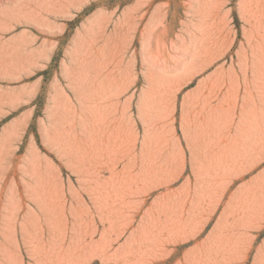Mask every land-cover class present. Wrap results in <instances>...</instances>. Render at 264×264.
I'll list each match as a JSON object with an SVG mask.
<instances>
[{
    "label": "rangeland",
    "instance_id": "obj_1",
    "mask_svg": "<svg viewBox=\"0 0 264 264\" xmlns=\"http://www.w3.org/2000/svg\"><path fill=\"white\" fill-rule=\"evenodd\" d=\"M0 264H264V0H0Z\"/></svg>",
    "mask_w": 264,
    "mask_h": 264
}]
</instances>
